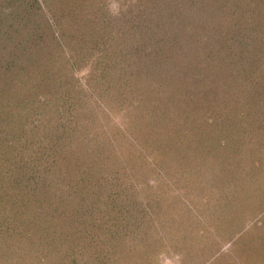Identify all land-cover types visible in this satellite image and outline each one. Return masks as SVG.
Here are the masks:
<instances>
[{
  "label": "rangeland",
  "instance_id": "obj_1",
  "mask_svg": "<svg viewBox=\"0 0 264 264\" xmlns=\"http://www.w3.org/2000/svg\"><path fill=\"white\" fill-rule=\"evenodd\" d=\"M176 1L170 3L175 6ZM234 1L189 0L179 17L189 34L183 42L189 46L192 38L197 43L176 55V44H168L175 47L166 55L168 50L146 45L150 55L142 62L138 56L144 52L134 53L132 41L127 45L131 50L126 46L127 56L109 57L110 42L102 41V0L86 6L89 12L86 9L82 17L90 23L83 31L73 30L80 42L68 51L74 55L72 65L60 61L52 72H60V78L63 73L69 84L52 89L50 95H58L57 103L45 105V99L35 106L37 113L59 121L67 117L60 115L69 102L76 103L75 109H82L72 119L80 132L100 133L97 149L90 148V155L83 154L81 163L73 167L75 182L81 177L85 181V197L101 206L117 204L87 214L92 226L100 227L93 237H82L89 245L84 250L89 264H102L104 259L107 264H264V53L257 49L264 45L260 41L264 2H257L261 11L256 13L247 11L244 0H237V8ZM145 3L106 0L103 10L110 12L104 21L109 24L111 16L120 17L122 6L137 13ZM164 4V0L156 3L149 15L152 20L160 19ZM93 5L101 8L94 12ZM148 34L144 43L154 37ZM140 63L151 66L142 68ZM71 139L84 143L72 134ZM105 146L112 152L109 170L102 168ZM113 172L117 186L106 189L102 202V177ZM13 181L5 186L4 214L19 218L22 209L26 217L20 219L29 226L36 220V209L26 205L24 194L16 193ZM11 201L19 204L10 214ZM108 223L123 228L115 237H98ZM79 225L84 224L80 221L69 228L70 238L89 233L78 230ZM20 228L15 224L17 234ZM4 229L1 237L15 239L16 234ZM11 242L7 240L4 249ZM71 249L77 254L78 248Z\"/></svg>",
  "mask_w": 264,
  "mask_h": 264
},
{
  "label": "trees",
  "instance_id": "obj_2",
  "mask_svg": "<svg viewBox=\"0 0 264 264\" xmlns=\"http://www.w3.org/2000/svg\"><path fill=\"white\" fill-rule=\"evenodd\" d=\"M95 1L98 2V0ZM160 1L162 0H147V3L141 6V11L139 10L137 13L135 11L131 13L130 7L121 5L120 17L111 16V21L108 20V24L104 20L109 19L106 14L110 11L103 10L106 0H102V28H104L102 41L110 42L106 50L109 57L120 53L127 56V51L131 50V47L127 46L130 41L134 44L132 48L135 46L137 48L136 52L133 51L134 53L144 52L142 56H138L139 62H142L146 55H150V52L146 54V49L152 45L162 50H168L166 55L175 47L173 45L170 49L168 44H176L177 48H180L178 51L176 47L174 48L176 55L177 52L181 54L182 50L190 49L191 44L197 43L198 39L192 38L189 46L183 42L184 36L189 34L185 30L187 23L181 21V18L185 11L183 7L189 0L185 2L177 0L175 6L170 3V0H164L165 4L161 9L163 13L159 15L160 19L152 20L149 15L155 12L156 3L159 4ZM238 1L233 2L235 4L233 6L236 8L239 7ZM243 2L249 4L248 12L256 11L257 13L261 11L257 2L262 3L264 0H244ZM90 3L91 0H0V264H89V255L84 251L86 248L89 249V245L82 241V237H93L95 232H100V227L96 224V226L94 224L92 226L91 221H88L87 214L91 210L97 214L101 207L104 211L108 206L117 208V204L114 203V206L113 202H109L108 206L97 205L94 200L85 197L83 191L85 181L82 177L77 178L78 183L75 182L73 174L75 163H81L83 154L90 155V148L97 149L95 145L98 144L97 139L100 134L98 132L94 134L87 131L80 132V125L73 123L72 116L78 114L82 107L78 106L79 108L76 110L77 104L69 102L68 109L60 115L61 117L67 115V117L53 121L54 119L50 116L43 115L42 111L37 113L39 108L35 106L38 102L39 104L43 103L45 99L47 101L45 105L57 103L54 101L58 95H50L52 89L56 86L66 87L69 84L67 80H63V73L60 78V72H52L56 70L60 61L72 65L74 55L68 51L73 48L74 42H80V39L76 38L73 33L89 26L90 22H84L82 16L87 14L86 6L91 7ZM93 7L94 12L97 11L96 8H101L100 5H93ZM131 15L137 17L127 18ZM114 17L122 21L116 22ZM78 19L80 20L78 21ZM127 22H130L129 29L124 26ZM98 25L100 27L99 22ZM177 26L181 28L180 31L177 30ZM263 30L262 27L261 32ZM148 32V35L154 37L150 43H144ZM155 33L158 34L155 36ZM238 39H240L239 35L236 36L235 41L237 42ZM260 41L264 43V38L260 37ZM146 45L149 46L146 47ZM183 45L185 46L183 47ZM126 46L129 47V50ZM263 46H257V49L260 50L259 54L264 53ZM230 47L234 49L235 43ZM154 60L161 62L157 59ZM147 65L151 66L148 63ZM147 65L140 63L142 68ZM128 77L130 75H126L125 78ZM127 83L123 81L122 84L127 85ZM120 91L123 96L121 98L125 102L126 97L122 90ZM45 96L48 97V100ZM20 108L21 110L18 111ZM87 109L89 107L85 109L86 114L88 113ZM62 111L64 112L63 108ZM49 113L47 112V115ZM28 119L33 126H30ZM71 134L83 139L84 143L79 144L78 140L73 143ZM66 135H70V137H66ZM106 147L102 150L104 159L102 168L109 170L111 168L108 166V161L111 159L112 152ZM17 170L23 177L21 174L15 176ZM115 174L113 172L110 176L102 177V202H104L106 189L111 190L117 186ZM12 178L16 181L14 183V187L18 189L16 193L24 194L26 205L33 204L31 208L36 209L34 212L36 220L29 226L20 219L26 217V212L22 209L19 218L11 219V212L19 204L17 201H11L12 203L9 204L8 210L11 211V216L4 214L5 208L8 207L6 203L3 204L5 186L10 181L14 182ZM104 183H107V186ZM18 184H20L19 187ZM94 190L97 191L95 187L92 191ZM150 206L153 204L150 203ZM149 218L151 219V217ZM7 219L10 223L7 222ZM80 221L84 225H79L78 230H88L89 233L81 237L70 238L68 236L69 228L72 225L73 227L77 226ZM15 224L23 226L20 228L19 234L14 230ZM30 227L31 229H27ZM1 228H5L4 230L7 232L10 230L11 235L16 234L15 239L13 236L8 239L1 237ZM122 228L114 223L102 225V233H100L102 236L98 237H115V233ZM22 230L24 235L20 237ZM7 240L13 242L10 247L4 249ZM72 247L78 248L77 254L72 253ZM104 260H102V264H107L104 263Z\"/></svg>",
  "mask_w": 264,
  "mask_h": 264
}]
</instances>
